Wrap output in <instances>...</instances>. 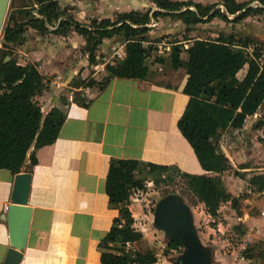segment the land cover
Returning a JSON list of instances; mask_svg holds the SVG:
<instances>
[{"label":"crops","instance_id":"0c3cea01","mask_svg":"<svg viewBox=\"0 0 264 264\" xmlns=\"http://www.w3.org/2000/svg\"><path fill=\"white\" fill-rule=\"evenodd\" d=\"M58 1L66 16L71 15L83 23L93 18L113 20L118 13L133 9L150 10V13L158 9L152 0ZM250 5L260 3L253 0ZM32 12L39 16L36 8ZM253 17L238 23L222 18L219 22L215 17L188 33L178 19L153 18L148 41L144 42L145 47L153 48L146 59L149 72L145 80L115 77L109 73L108 64L123 63L127 57L126 44L115 36L105 37L96 51V62L91 63L84 51L86 40L74 29L61 36L52 32L39 34L29 27L19 44L18 63L30 60L45 76V88L34 97L42 111L64 108L66 118L56 141L38 148L37 163L29 170H22L31 173L28 205L32 214L20 264H102L112 254L117 255L116 264H138L134 261L135 252L150 251V238L135 242L117 239L109 242L108 248L100 246L119 216V209L109 202L106 193L110 162L121 158L139 161L135 176L145 179L146 189L132 190L128 207L134 217V227L141 232L145 228L138 223L141 219L145 221L144 217L153 225L149 197L154 194L147 191L153 179L179 172L217 175L202 168L193 147L178 128L189 99L183 92L188 74L185 67L172 66L170 54L177 45L182 49L181 59L187 61L193 41L207 38L197 36L198 30L207 31L212 38L235 34L264 44V19L259 14ZM222 20L228 24L224 25ZM245 50L249 52L252 48ZM247 69L248 61L238 71L237 79L243 80ZM80 80L84 82L80 84ZM63 98H67L66 104ZM85 101H88L86 106ZM263 139L264 105L246 118L242 128L221 132L218 149L228 162L221 178L232 197L221 202L217 215L209 214L201 202L204 231L199 230L195 208L191 207L202 242H208L214 250L211 264H264V215L261 213L264 188L260 183L251 182L256 175L264 180ZM150 164L168 169L150 173ZM15 175L9 169H0V264L4 263L10 248L5 214ZM230 226L241 229L240 238L250 236L252 244L248 256L240 257L237 245L232 246L228 240H220L213 234Z\"/></svg>","mask_w":264,"mask_h":264},{"label":"trees","instance_id":"16d2710c","mask_svg":"<svg viewBox=\"0 0 264 264\" xmlns=\"http://www.w3.org/2000/svg\"><path fill=\"white\" fill-rule=\"evenodd\" d=\"M157 10L142 12L138 9L120 12L110 18H93L89 23L75 20L65 14L58 0H35L39 16L33 14V7L18 8L11 15L2 31L0 48V169H9L17 174L29 170L37 163L36 150L56 141L65 121L64 108L54 107L44 113L35 95L46 86V78L35 64H19L8 50V45L20 44L25 38L27 27L40 32L67 35L72 29L86 40L85 52L91 63L96 62V51L105 37L115 36L126 44L127 57L123 63L108 64L112 76L145 80L149 67L146 59L153 50L144 46L148 41L150 23L158 16L181 21L186 33L198 25L219 17L227 22L238 23L250 15L264 11V0L252 6L251 1L222 0L226 11L217 8V2L203 4L192 0H152ZM193 7V8H191ZM32 9V10H30ZM229 14H234L232 18ZM240 46V48H235ZM251 47V55L247 48ZM182 49L175 45L170 54L174 68L185 67L188 74L183 92L189 96L185 111L178 121V128L193 147L195 154L210 174L180 173L187 181V188L200 197L207 212L217 215L222 201L232 195L227 192L221 174L228 167L225 155L218 149L221 132L226 129H240L248 116L254 115L264 105V44L248 36L220 34L215 38L195 39L188 49L187 61L181 59ZM9 57V58H7ZM248 61V69L243 80L236 75ZM84 80H80V84ZM94 82V80H92ZM67 98H63V104ZM88 105V101L84 102ZM264 142V139H263ZM139 161L133 158L113 159L106 176V193L109 202L119 209L102 247H110L109 242L120 239L135 242L142 239V232L134 227V217L128 207L129 197L134 189H146L144 178H137L135 171ZM167 166L150 164V173L167 171ZM253 184L260 183L261 175L252 178ZM170 248L182 247L180 241L169 244ZM251 249L245 252L249 255ZM134 261L147 264L155 259L152 251L135 252ZM117 255L112 254L102 264H116ZM129 260V257H126Z\"/></svg>","mask_w":264,"mask_h":264},{"label":"water","instance_id":"95a60500","mask_svg":"<svg viewBox=\"0 0 264 264\" xmlns=\"http://www.w3.org/2000/svg\"><path fill=\"white\" fill-rule=\"evenodd\" d=\"M9 2L0 0V34ZM30 186V172L21 171L15 175L11 201L5 214L10 248L3 264H20L23 258L32 214V208L28 205ZM153 226L164 233L168 244L174 241L182 243L183 251L170 259L172 264L212 263L214 250L201 241L193 210L178 193H169L158 200L153 213Z\"/></svg>","mask_w":264,"mask_h":264},{"label":"rangeland","instance_id":"374dc122","mask_svg":"<svg viewBox=\"0 0 264 264\" xmlns=\"http://www.w3.org/2000/svg\"><path fill=\"white\" fill-rule=\"evenodd\" d=\"M215 3V2H213ZM34 4H37L35 2V0H10L9 4H8V8L6 11V15L4 18V23H3V28L5 26V24L10 20L11 15L12 16H16L18 18L22 17L21 15L19 16V14H17V10L18 8H24L22 7L23 5H27V8H37V6L34 7ZM207 4H212V3H207ZM217 4V3H216ZM219 3L216 5L218 6ZM32 10V9H30ZM259 16L264 19V13L259 14ZM254 17L253 15H250L248 17H246V20H252ZM214 19V18H213ZM212 19V20H213ZM219 17H216V20H219ZM223 21V20H222ZM224 25H227L228 23L224 22ZM3 28L1 30V34H0V48L2 47V31ZM27 30H29V27H27ZM39 32V34H46V33H50V32H40L38 30H34ZM54 34V33H53ZM207 31H203V30H198L197 31V36L200 37H207V38H212L210 36V34ZM61 36H63L62 34H60ZM8 50L10 51V53L12 54L13 57H15L18 61H20V52L18 51L20 47L19 44H11L8 45ZM249 56L251 55V51L248 52ZM262 61H264V55L261 58ZM23 62V60H21ZM24 64H32L31 61H27L25 59ZM45 88V87H44ZM43 88V89H44ZM151 180V179H150ZM186 180L181 176L180 173H174V174H170V175H166L165 177H156V179H153V184L150 185L149 189L147 191H149L150 193L154 194L152 195V197L150 196L149 199L152 200V202L150 201V206L152 207V214L154 213V209L155 206L158 202V200L169 194L172 192H176L179 195H181L184 199V201L190 205L191 207L195 208V216L197 219V224L201 226V229H199L200 231H204V218H205V214L202 212L203 211V206H201V202L202 200L200 199V197L196 196L194 193H192L186 185ZM154 192V193H153ZM154 196V197H153ZM136 210V208H135ZM144 210H142L143 212ZM145 221H143L142 219L139 220L140 223H138L139 225L142 224L143 225V231H142V239L143 238H150V246L151 249L150 251H152L155 255V259L152 260V263L156 264H172L170 259L173 256H177L179 255L182 251H183V247H180L178 249H173L169 247L168 241L164 235V233L162 231L157 230L156 228L153 227V225L149 224V221H147L146 217H144ZM195 219V220H196ZM148 223V224H147ZM145 224H147L145 226ZM213 226H216V224H213ZM199 228V227H198ZM241 231L240 228H235V227H228V228H222L221 231H216L215 233H213L216 237H218L220 240H228L229 243L234 246V245H238L239 240L241 239L239 236V232ZM199 236H201V241H202V234H199ZM205 243V245H208V242H203Z\"/></svg>","mask_w":264,"mask_h":264},{"label":"built area","instance_id":"2783aa9c","mask_svg":"<svg viewBox=\"0 0 264 264\" xmlns=\"http://www.w3.org/2000/svg\"><path fill=\"white\" fill-rule=\"evenodd\" d=\"M217 8H219L221 11H226L225 7L223 6V4H219L217 6ZM234 14H229V16H233ZM262 215H264V210L261 212ZM252 244V240L250 238V236H245V237H242L240 240H239V243L237 245V254L240 256V257H243L245 256V252L250 248Z\"/></svg>","mask_w":264,"mask_h":264}]
</instances>
